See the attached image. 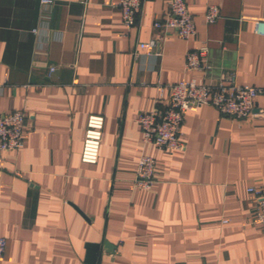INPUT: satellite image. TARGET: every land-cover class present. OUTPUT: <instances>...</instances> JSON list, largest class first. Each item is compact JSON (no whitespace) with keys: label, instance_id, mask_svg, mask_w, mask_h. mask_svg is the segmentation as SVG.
I'll return each mask as SVG.
<instances>
[{"label":"crops","instance_id":"obj_1","mask_svg":"<svg viewBox=\"0 0 264 264\" xmlns=\"http://www.w3.org/2000/svg\"><path fill=\"white\" fill-rule=\"evenodd\" d=\"M119 1L53 0L43 16L37 0H0V114L27 116L24 146L0 154V264H87L88 244L100 246L96 264H264L248 191L264 188V118L202 106L172 152L144 144L137 122L161 85L235 75L264 90V0H186L188 40L155 27L168 0H144L131 29ZM203 48L205 69L187 70ZM255 106L264 110V93ZM90 115L105 117L96 165L81 161ZM143 155L156 160L150 191L134 187Z\"/></svg>","mask_w":264,"mask_h":264},{"label":"built area","instance_id":"obj_2","mask_svg":"<svg viewBox=\"0 0 264 264\" xmlns=\"http://www.w3.org/2000/svg\"><path fill=\"white\" fill-rule=\"evenodd\" d=\"M43 7V16L53 0H37ZM144 0H120L118 7L122 12V24L133 28L142 12ZM220 17L219 8L209 5L206 13L208 24H214ZM258 32L264 36V19L255 21ZM156 28L170 29L181 39L188 40L197 34L194 18L186 0H168L164 23L155 24ZM36 32V31H35ZM148 53L156 47L155 42L144 45ZM208 49L188 53L186 68L189 71L205 69L204 58ZM54 71V68L50 69ZM5 85L0 84V96ZM159 98L152 111L142 113L137 122L143 133V142L164 151H183L185 145L181 139L182 126L188 112H196L202 106L215 107L222 116L236 120L263 117L264 110L256 109V99L264 90L237 82L236 76L223 78L215 86L199 84L195 80L159 86ZM27 116L22 112L0 114V154L5 151H18L24 146V126ZM105 117L90 115L87 119L81 161L87 165H96L99 161ZM156 160L143 155L140 159L134 187L150 191L155 184ZM257 203L255 222L264 229V188L248 189ZM228 224L229 221H222ZM6 241L0 239V252L5 250Z\"/></svg>","mask_w":264,"mask_h":264},{"label":"water","instance_id":"obj_3","mask_svg":"<svg viewBox=\"0 0 264 264\" xmlns=\"http://www.w3.org/2000/svg\"><path fill=\"white\" fill-rule=\"evenodd\" d=\"M106 248L109 249V253L115 252V247H111L109 243H106ZM100 253V246L98 244H88L87 245V264H96Z\"/></svg>","mask_w":264,"mask_h":264}]
</instances>
